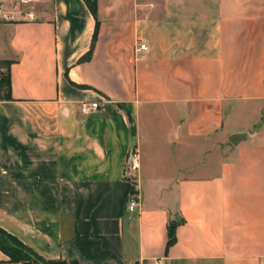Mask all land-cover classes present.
Wrapping results in <instances>:
<instances>
[{
    "label": "crops",
    "instance_id": "0c3cea01",
    "mask_svg": "<svg viewBox=\"0 0 264 264\" xmlns=\"http://www.w3.org/2000/svg\"><path fill=\"white\" fill-rule=\"evenodd\" d=\"M0 1L2 228L48 260L264 264V0Z\"/></svg>",
    "mask_w": 264,
    "mask_h": 264
},
{
    "label": "trees",
    "instance_id": "16d2710c",
    "mask_svg": "<svg viewBox=\"0 0 264 264\" xmlns=\"http://www.w3.org/2000/svg\"><path fill=\"white\" fill-rule=\"evenodd\" d=\"M91 8L92 12L96 13V0H85ZM95 39L93 41L92 49L87 58H90L93 50ZM11 62L8 60H0V100L12 99L11 94ZM176 223L169 225V241L171 245L176 240ZM0 249L9 256L12 262H21L23 264H78L76 261L67 260H48L37 253L34 249L24 244L15 235L9 233L0 226Z\"/></svg>",
    "mask_w": 264,
    "mask_h": 264
},
{
    "label": "built area",
    "instance_id": "2783aa9c",
    "mask_svg": "<svg viewBox=\"0 0 264 264\" xmlns=\"http://www.w3.org/2000/svg\"><path fill=\"white\" fill-rule=\"evenodd\" d=\"M1 8H2V3L0 1V12H1ZM147 48L148 47L146 46V44H140L138 50L144 51ZM98 108H100V104L97 101H93V102L84 101L80 104V111L84 115H87ZM140 167H141L140 150L137 146L133 145L130 148L126 159L125 177L129 180H134L138 175ZM140 204L141 201L137 194V191L132 192L129 200V206H128L129 210L132 212L136 211V209L140 206ZM153 264H167V262L164 258H158L154 260Z\"/></svg>",
    "mask_w": 264,
    "mask_h": 264
},
{
    "label": "water",
    "instance_id": "95a60500",
    "mask_svg": "<svg viewBox=\"0 0 264 264\" xmlns=\"http://www.w3.org/2000/svg\"><path fill=\"white\" fill-rule=\"evenodd\" d=\"M245 138L244 133H236L232 136V142L234 144H238L240 141H242Z\"/></svg>",
    "mask_w": 264,
    "mask_h": 264
}]
</instances>
